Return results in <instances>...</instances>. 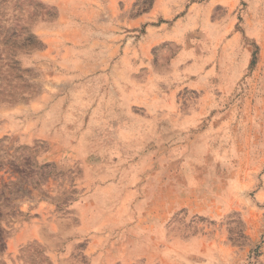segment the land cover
I'll return each mask as SVG.
<instances>
[{"label": "rangeland", "instance_id": "obj_1", "mask_svg": "<svg viewBox=\"0 0 264 264\" xmlns=\"http://www.w3.org/2000/svg\"><path fill=\"white\" fill-rule=\"evenodd\" d=\"M264 254V0H0V264Z\"/></svg>", "mask_w": 264, "mask_h": 264}, {"label": "built area", "instance_id": "obj_2", "mask_svg": "<svg viewBox=\"0 0 264 264\" xmlns=\"http://www.w3.org/2000/svg\"><path fill=\"white\" fill-rule=\"evenodd\" d=\"M248 264H264V254L260 255L256 260L255 259L250 260Z\"/></svg>", "mask_w": 264, "mask_h": 264}]
</instances>
